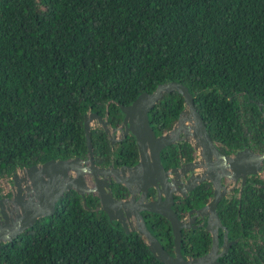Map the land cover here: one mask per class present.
Wrapping results in <instances>:
<instances>
[{
  "label": "trees",
  "instance_id": "16d2710c",
  "mask_svg": "<svg viewBox=\"0 0 264 264\" xmlns=\"http://www.w3.org/2000/svg\"><path fill=\"white\" fill-rule=\"evenodd\" d=\"M167 81L187 88L221 151L262 152L264 109L256 103L264 104V0H0V178L49 159L85 158V113L107 111L109 126H117L118 104ZM182 107L178 93H163L148 113L154 134L170 129ZM90 140L96 165L136 160L133 141L111 149L99 126ZM179 146L184 153L161 151L165 169L194 158L191 146ZM211 194L202 182L172 209L182 218ZM84 199L87 209L66 192L53 215L1 242L0 264H162L137 232L110 222L93 195ZM216 210L235 240L217 260L264 264L263 178L248 176L238 196L222 198ZM142 215L172 254L168 222ZM209 246L205 229L181 231L183 256Z\"/></svg>",
  "mask_w": 264,
  "mask_h": 264
},
{
  "label": "water",
  "instance_id": "95a60500",
  "mask_svg": "<svg viewBox=\"0 0 264 264\" xmlns=\"http://www.w3.org/2000/svg\"><path fill=\"white\" fill-rule=\"evenodd\" d=\"M172 91L182 97L183 107L171 128L155 135L148 113L163 93ZM256 104L259 109H264V104ZM118 108L121 113L119 127L109 126L107 111L103 117L94 112L83 115L85 158L49 159L12 173L11 193L8 197H0V243L16 238L36 220L53 215L58 200L66 192L74 191L82 199L85 209V195H93L98 201V209L106 214L108 220L119 223L125 233L137 232L150 253L162 264H221L217 258L235 242L228 240L227 229L217 215L218 202L226 192L231 191L228 188L225 190L221 178L233 182L240 180V192L248 176L261 172L264 150L255 152L244 147L229 154L219 151L195 109L191 94L177 81L159 83L152 91L138 94L129 104H118ZM92 121L107 135L111 149L118 129L122 132L116 142L127 134L131 135L136 149L135 162L119 167L113 166V163L106 167L96 165L90 140ZM175 141L187 142L198 156L196 160L171 168V171L181 173L177 178V192L185 196L186 191L193 190L202 182H209L212 188V194L204 204L187 212L192 222L197 217L206 218L205 230L210 234L209 249L197 256L180 253L181 231L190 226L187 219L178 218L171 208L175 189L171 178L167 177L170 171L165 170L160 159L161 151ZM193 169H201V172L188 176L185 181L180 179ZM85 176L92 179L91 185L86 184ZM110 184H114L113 189ZM116 188L123 191L122 196L117 195ZM112 190L115 193L112 194ZM150 190L153 194L147 196ZM142 212L159 215L168 222L172 234V254L147 229ZM219 230L222 231L220 245Z\"/></svg>",
  "mask_w": 264,
  "mask_h": 264
},
{
  "label": "flooded vegetation",
  "instance_id": "af4514ba",
  "mask_svg": "<svg viewBox=\"0 0 264 264\" xmlns=\"http://www.w3.org/2000/svg\"><path fill=\"white\" fill-rule=\"evenodd\" d=\"M148 120H149V117H148ZM121 122V121H120ZM150 124V123H149ZM95 126H99L97 123H95ZM95 126H93V127H95ZM120 126V123L117 125V126H115V127H119ZM150 126H151V124H150ZM92 126H91V128H93ZM100 127V126H99ZM151 128H152V126H151ZM153 129V128H152ZM166 131V130H165ZM121 132L122 131H119V129L117 130V132L116 133H118V136H116V140H118L119 139V137L121 138ZM106 135V134H105ZM106 138H107V135H106ZM115 139H113V141H114V144H113V147H114V145H117L118 144V142H116V140ZM124 139H127L129 142L130 141H133V137H131V135H129V134H127V135H125L124 137H122V139L120 140V141H123ZM108 140V139H107ZM134 142V141H133ZM108 143H109V141H108ZM182 143H187V142H184V141H175L172 145H170L171 147H173V146H177V149L176 150H179V152H180V154H181V151L180 150H182V153H184V148H181L179 145L180 144H182ZM188 144V143H187ZM189 146H191L190 144H188ZM110 146V145H109ZM169 146V147H170ZM111 148V147H110ZM193 150V149H192ZM219 151H221L220 149H219ZM222 153H225V152H223V151H221ZM227 154H229V153H227ZM193 155H194V150H193ZM161 159V158H160ZM196 159H198V156L197 157H195L194 159H192V160H196ZM192 160H190V161H192ZM115 162H118V161H115ZM186 162H188V161H186ZM186 162H181L180 164H184V163H186ZM111 163H113V166H115V167H119V166H121V165H130L131 163H128V164H124V163H120V164H117V165H115L114 164V161H111ZM111 163H109V164H111ZM109 164H107V165H102V166H104V167H106V166H108ZM177 166H179V165H177ZM164 167V166H163ZM174 167H176V166H174ZM171 168L172 167H170V168H168V169H165V170H169L170 172L168 173V175H167V177L168 178H171V180H172V183H173V186H174V188L173 189H175V191L173 192V202H172V205H171V208L173 207V203H176V202H178L179 201V199H181V198H186V197H188V193H190L191 191H186V193H185V196H181L180 195V193H178L177 192V188H179V186L177 185V178H178V175L179 174H181L180 172H178L177 170H172L171 171ZM185 168V167H184ZM201 172V169H193L192 171H190V172H187L186 174H185V176L184 177H181L180 179H182V181H185L187 178H188V176H190V175H197V174H199ZM218 172V171H217ZM256 175H258V177H259V175H260V173H258V174H256ZM256 175H253V176H256ZM85 179H86V184H89V185H91L92 184V179L89 177V176H85ZM246 181H247V178H246ZM246 181H245V183H246ZM221 183L225 186V190H227V184H226V180L222 177L221 178ZM229 183H230V188H228V189H231V191L229 192V193H225L224 194V197L223 198H226L227 197V195H232V194H234V189H236V188H238V191L236 192V197L238 196V194H239V188H240V180H238L237 182H233V181H230L229 180ZM114 184H110V187H111V189H113L114 188V186H113ZM245 185V184H244ZM212 189V188H211ZM113 193H115L114 192V190H112V194ZM153 194V192L150 190V192L148 193V195L147 196H150V195H152ZM89 195V194H88ZM9 196V195H8ZM7 196V194H5V195H3L2 197H8ZM85 196H87V195H85ZM98 206H99V204H98ZM189 211V210H188ZM187 211V212H188ZM187 212H186V214H185V216H183L182 218H185V219H187V221H188V223H189V226H190V228H192V229H196V228H203V229H205V225H206V218H204L203 220L202 219H200L199 217H197L193 222L192 221H190L189 220V216H188V214H187ZM182 218H180V219H182ZM202 223V224H201ZM119 224V223H118ZM120 225V224H119ZM220 231V230H219ZM221 233H222V231H221Z\"/></svg>",
  "mask_w": 264,
  "mask_h": 264
},
{
  "label": "rangeland",
  "instance_id": "374dc122",
  "mask_svg": "<svg viewBox=\"0 0 264 264\" xmlns=\"http://www.w3.org/2000/svg\"><path fill=\"white\" fill-rule=\"evenodd\" d=\"M120 121H121V119H120ZM95 121H92L91 122V126L93 127V126H95ZM120 123V122H119ZM259 177L260 178H263V180H264V175H262L261 173H260V175H259ZM8 180H7V182H6V180H4L3 178H0V187H2V192H3V190L6 188V187H8V191L6 192V193H11V180H10V177L9 178H7ZM8 183V184H7ZM238 190V189H237ZM234 192L236 193V190L234 189Z\"/></svg>",
  "mask_w": 264,
  "mask_h": 264
},
{
  "label": "built area",
  "instance_id": "2783aa9c",
  "mask_svg": "<svg viewBox=\"0 0 264 264\" xmlns=\"http://www.w3.org/2000/svg\"><path fill=\"white\" fill-rule=\"evenodd\" d=\"M193 156H194V158L197 157L196 153H194ZM194 158H193V159H194ZM7 178H9V177H4L3 179L6 180V182H7V180H8ZM7 184H8V183H7ZM226 184H227V187L230 188V183H229L228 180L226 181ZM236 189H238V188H236ZM7 191H8V187H6V188L3 190V192L1 191V194H6Z\"/></svg>",
  "mask_w": 264,
  "mask_h": 264
},
{
  "label": "clouds",
  "instance_id": "9594fccd",
  "mask_svg": "<svg viewBox=\"0 0 264 264\" xmlns=\"http://www.w3.org/2000/svg\"><path fill=\"white\" fill-rule=\"evenodd\" d=\"M238 191V190H237ZM7 194V196L9 195V193H6ZM3 195H5V194H2L0 197H2Z\"/></svg>",
  "mask_w": 264,
  "mask_h": 264
},
{
  "label": "bare ground",
  "instance_id": "6f19581e",
  "mask_svg": "<svg viewBox=\"0 0 264 264\" xmlns=\"http://www.w3.org/2000/svg\"><path fill=\"white\" fill-rule=\"evenodd\" d=\"M227 181V180H226Z\"/></svg>",
  "mask_w": 264,
  "mask_h": 264
}]
</instances>
